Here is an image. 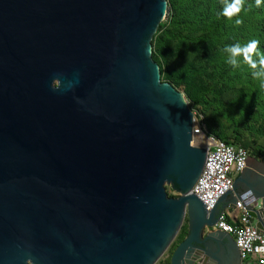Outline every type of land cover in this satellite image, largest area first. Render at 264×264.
<instances>
[{
    "label": "water",
    "instance_id": "1",
    "mask_svg": "<svg viewBox=\"0 0 264 264\" xmlns=\"http://www.w3.org/2000/svg\"><path fill=\"white\" fill-rule=\"evenodd\" d=\"M166 12V0H0V264H155L184 220L169 264H239V243L213 228L236 197L264 228L254 158L210 211L190 193L206 150L152 60Z\"/></svg>",
    "mask_w": 264,
    "mask_h": 264
},
{
    "label": "trees",
    "instance_id": "2",
    "mask_svg": "<svg viewBox=\"0 0 264 264\" xmlns=\"http://www.w3.org/2000/svg\"><path fill=\"white\" fill-rule=\"evenodd\" d=\"M166 2L167 19L158 25L151 41L152 60L159 67L161 80L176 90L182 87L178 91L186 101L200 108L208 134L241 146L256 160L263 159L264 88L242 57L236 58V67L230 65L224 49L255 39L257 50L264 55V3L257 7L255 0H243L241 11L228 18L221 12L231 0ZM237 18L239 25L235 24ZM253 59L259 57L254 53ZM166 193L176 197L168 188ZM185 236L183 228L174 249Z\"/></svg>",
    "mask_w": 264,
    "mask_h": 264
},
{
    "label": "built area",
    "instance_id": "3",
    "mask_svg": "<svg viewBox=\"0 0 264 264\" xmlns=\"http://www.w3.org/2000/svg\"><path fill=\"white\" fill-rule=\"evenodd\" d=\"M192 141L195 146L206 150L201 173L190 193L210 211L217 200L227 191L232 190L234 180L245 169L244 159H249L248 152L232 143L219 140L208 134L202 123V116H193ZM236 206L227 205L218 215L213 228L230 235L235 244L239 243L238 254L241 260L257 259L264 264V233L253 225L250 211L244 210L237 197ZM252 203H249L251 208Z\"/></svg>",
    "mask_w": 264,
    "mask_h": 264
},
{
    "label": "clouds",
    "instance_id": "4",
    "mask_svg": "<svg viewBox=\"0 0 264 264\" xmlns=\"http://www.w3.org/2000/svg\"><path fill=\"white\" fill-rule=\"evenodd\" d=\"M264 0H255V5L259 7ZM243 6V0H231V2H226L221 15L232 18L236 16ZM241 20L237 18L235 20V24L239 25ZM258 41L253 39L247 42L245 45L241 46L240 44H234L228 46L224 49L227 53H229L228 63L233 67L237 66V57H242V60L248 64L251 69H254L252 72V76L255 79L260 80L261 87L264 88V55L257 50ZM259 57L258 61L253 59V54ZM259 65V67H258ZM52 90H56L50 85Z\"/></svg>",
    "mask_w": 264,
    "mask_h": 264
},
{
    "label": "rangeland",
    "instance_id": "5",
    "mask_svg": "<svg viewBox=\"0 0 264 264\" xmlns=\"http://www.w3.org/2000/svg\"><path fill=\"white\" fill-rule=\"evenodd\" d=\"M167 19V12H166V16H165V18H164V20L161 22V23H164V21ZM182 63V61H175V64H181ZM162 81V80H161ZM163 82H165V81H163ZM182 88V87H181ZM181 88H179V89H177V91L178 90H180ZM180 92V91H179ZM188 103V102H187ZM188 107H189V109L191 110V112L193 113V116H199L200 114L199 113H201V110H200V108L199 107H197V108H195V107H193L192 106V104H189L188 103ZM192 144L193 145H195V142H193L192 141ZM251 158H253V157H251ZM259 161H261V162H263L264 163V158L263 159H259ZM169 190H170V188L169 187H167ZM173 193V195L174 196H176L177 197V194H175L174 192H172ZM183 228H186V232H187V221L186 220H184V222L182 223V226H181V228H180V230H179V232H178V234L180 233V231H181V229H183ZM177 234V235H178ZM177 237V236H176ZM176 239V238H175ZM175 239H174V241L172 242V244L170 245V247L163 253V255L157 260V262L155 263V264H164V262L168 259V257L171 255V253H172V251H173V249H174V246L176 245L175 243Z\"/></svg>",
    "mask_w": 264,
    "mask_h": 264
},
{
    "label": "crops",
    "instance_id": "6",
    "mask_svg": "<svg viewBox=\"0 0 264 264\" xmlns=\"http://www.w3.org/2000/svg\"><path fill=\"white\" fill-rule=\"evenodd\" d=\"M250 159V158H249ZM257 161H259V160H257ZM259 162H261V161H259ZM263 163V162H262ZM258 164V163H257ZM264 164V163H263ZM259 165H261V164H259ZM262 166V165H261ZM264 167V166H263ZM240 175V174H239ZM239 175H238V177H239ZM237 177V178H238ZM229 206H231V204H228ZM252 222H253V225L255 226V223H256V221L254 220V219H252ZM216 231V230H215ZM261 232H263L264 233V228H262V231ZM238 259H239V264H258V262H257V259H255V258H247V259H245V260H241L240 258H239V256H238ZM169 264V263H168Z\"/></svg>",
    "mask_w": 264,
    "mask_h": 264
}]
</instances>
